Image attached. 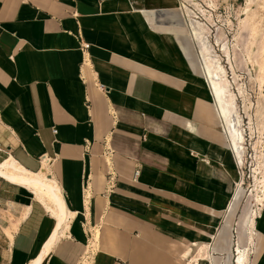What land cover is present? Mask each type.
Segmentation results:
<instances>
[{
  "label": "crops",
  "instance_id": "0c3cea01",
  "mask_svg": "<svg viewBox=\"0 0 264 264\" xmlns=\"http://www.w3.org/2000/svg\"><path fill=\"white\" fill-rule=\"evenodd\" d=\"M183 1L0 0V162L47 161L72 213L39 264H79L95 227L92 264H231L240 162ZM36 197L0 174V264L51 237Z\"/></svg>",
  "mask_w": 264,
  "mask_h": 264
},
{
  "label": "rangeland",
  "instance_id": "374dc122",
  "mask_svg": "<svg viewBox=\"0 0 264 264\" xmlns=\"http://www.w3.org/2000/svg\"><path fill=\"white\" fill-rule=\"evenodd\" d=\"M183 2L190 11V23L194 19L201 27L197 29L202 39L196 42L200 53L198 62L204 64V46L215 63L222 66L221 73L228 86V95L233 99L237 123L244 134V161L239 163L238 179L241 185L237 186L240 191L237 198V189L234 192L231 204L234 208L230 213V262L237 264L240 246L247 251V264H254L262 239L257 229H242L239 222L247 209L259 212L260 204L264 203V0ZM97 228L82 246L79 264H92L98 241Z\"/></svg>",
  "mask_w": 264,
  "mask_h": 264
},
{
  "label": "bare ground",
  "instance_id": "6f19581e",
  "mask_svg": "<svg viewBox=\"0 0 264 264\" xmlns=\"http://www.w3.org/2000/svg\"><path fill=\"white\" fill-rule=\"evenodd\" d=\"M194 35L200 39V33L197 28H194ZM200 42V45L202 46ZM204 56V67L207 71L206 75L210 87H212L214 99L223 116L224 126L230 136V145L234 147L238 161L243 163V146H242V131L238 126L236 119V111L233 106V99L228 95V86L221 71L222 66L216 64L212 56L208 54V50L202 46ZM218 63V62H217ZM44 169H47V161L44 163ZM45 170L39 172L29 171L18 163L13 157L6 158L0 162V174L11 182L19 183L31 191L35 192L36 198L46 205V209H50L57 218V223L54 226L51 237L46 241L42 253L34 259L31 264H39L43 258L50 253L54 245L66 235V230L69 226V218L72 213L67 210L58 183L53 178L51 179ZM255 211V210H254ZM257 212V211H256ZM255 212V213H256ZM254 213V214H255ZM238 256L236 257L237 264H247V251L244 248L238 247Z\"/></svg>",
  "mask_w": 264,
  "mask_h": 264
},
{
  "label": "built area",
  "instance_id": "2783aa9c",
  "mask_svg": "<svg viewBox=\"0 0 264 264\" xmlns=\"http://www.w3.org/2000/svg\"><path fill=\"white\" fill-rule=\"evenodd\" d=\"M88 45H85V47H87ZM138 174V172H136Z\"/></svg>",
  "mask_w": 264,
  "mask_h": 264
}]
</instances>
